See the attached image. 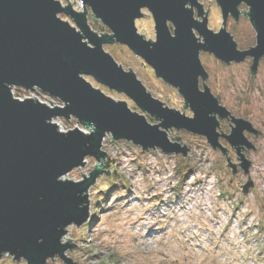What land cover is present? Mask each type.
<instances>
[{"label": "water", "instance_id": "obj_1", "mask_svg": "<svg viewBox=\"0 0 264 264\" xmlns=\"http://www.w3.org/2000/svg\"><path fill=\"white\" fill-rule=\"evenodd\" d=\"M76 1L81 3L77 10L68 0L65 5L59 0H0V256L7 253L15 260L24 259V264H44L55 255L75 264L64 253L76 244L61 239L68 225L87 221V190L98 175L110 173L101 164L107 155L101 149L106 134L142 151L159 148L184 157L187 146L175 134L170 139L168 129L202 135L223 155L227 149L218 138H225L236 149L244 173L250 160L240 148L255 150L244 133L256 134L257 129L219 104V95L204 83L208 74L199 52L211 53L226 64L250 57L253 76L259 59L264 61V0H214L222 19L217 32L207 27V10L198 0ZM240 3L248 7L241 12L256 39L241 50L226 30L229 16L239 19ZM88 9L109 33L98 34L87 24ZM142 9L154 22V40L136 30L134 21L142 18ZM111 43L125 45L152 68L154 76L176 88L183 97L182 108L190 109L191 115L152 97L130 67L125 70L104 50L102 45ZM84 76L125 95L141 112L132 110L125 99H112ZM15 87L37 88L62 104L19 99L13 96ZM146 114L156 122L147 120ZM71 116L87 131L59 130L52 121ZM222 118L231 121L229 133L218 131ZM86 157L98 162L87 176L63 178L72 168L83 166ZM227 160L235 174L237 164ZM246 181L239 184L243 194L253 186L249 176Z\"/></svg>", "mask_w": 264, "mask_h": 264}, {"label": "rangeland", "instance_id": "obj_2", "mask_svg": "<svg viewBox=\"0 0 264 264\" xmlns=\"http://www.w3.org/2000/svg\"><path fill=\"white\" fill-rule=\"evenodd\" d=\"M59 1L65 5L67 0ZM68 1L75 10L78 9L77 1ZM198 1L207 10V27L217 32L222 24L220 8L214 0ZM238 8L239 19L235 21L229 16L226 30L235 40L237 49L241 50L254 45L256 39L249 19L241 12V9L247 12L248 7L240 3ZM142 11V18L134 21L136 30L146 39L154 40V22L149 11ZM87 14V24L95 32L109 33L89 9ZM58 15L73 25L67 15ZM102 46L125 70L130 67L152 97L158 98L167 107L191 115L190 109L182 108L183 97L177 89L154 76L152 68L125 45L111 43ZM199 53L200 63L208 74L204 83L213 95H219V104L226 106L232 116L249 120L260 132L253 137L245 131L255 148H248V152L244 153L245 159L250 160L248 172L244 173L238 165L235 174L232 173L221 150L212 149L202 135L183 129H168V137L175 138V134L179 142L187 146L185 157L165 154L159 148L142 151L140 146L126 140L112 141L110 134H106L101 149L107 155L101 164L110 173L98 175L87 190V221L79 226L68 225L61 239L64 243L67 237L76 244L64 253L71 262L264 264V61L259 59L256 73L252 76L249 72L250 57L242 62L226 64L211 53ZM84 77L112 99H125L132 110L141 112L125 95L107 89L91 77ZM199 85L202 88L200 80ZM18 89L20 95H15L13 90L12 93L19 99L35 97L47 105L62 104L37 88L34 91ZM146 117L150 122H156L148 114ZM52 121L59 130L78 127L87 131L72 116L67 120L59 117ZM219 122L218 131L229 133L231 128L228 123L231 122L225 118ZM96 163L95 158L86 157L83 166L72 168L63 178L81 180L84 178L82 174L87 176ZM247 176L253 181V186L243 194L239 184H245ZM97 200L103 205L98 207ZM24 263V259L15 260L7 253L0 256V264ZM44 264L66 263L55 255Z\"/></svg>", "mask_w": 264, "mask_h": 264}, {"label": "flooded vegetation", "instance_id": "obj_3", "mask_svg": "<svg viewBox=\"0 0 264 264\" xmlns=\"http://www.w3.org/2000/svg\"><path fill=\"white\" fill-rule=\"evenodd\" d=\"M226 119V118H225ZM226 121H230V119H226ZM231 122V121H230ZM220 123V122H219ZM231 124H229V127H230ZM231 128V127H230ZM256 128V127H255ZM257 129V128H256ZM221 133H223L222 131H220ZM259 130L257 129V133L258 134ZM225 133V132H224ZM248 134H252L253 136L256 135V134H253V133H249L247 132ZM247 133H244V135L246 136V138H248L250 140V138L248 137L249 135H247ZM219 142L222 146H224L227 150H226V153L224 154L225 156V160L229 159L230 161L234 160L237 164V167H238V160H237V153H236V149H234L233 147H231L225 138H221L219 137ZM241 149V152L244 154L245 151H248L247 148L243 149V148H240ZM223 155V154H222ZM228 161V160H227ZM233 162V161H232Z\"/></svg>", "mask_w": 264, "mask_h": 264}, {"label": "trees", "instance_id": "obj_4", "mask_svg": "<svg viewBox=\"0 0 264 264\" xmlns=\"http://www.w3.org/2000/svg\"><path fill=\"white\" fill-rule=\"evenodd\" d=\"M100 29L103 30V26L100 25ZM19 92H20V89H18V88H15V89L13 90V93H14L15 95H17V96L20 95ZM149 119H150V118H149ZM96 205H97L98 207H100V206L103 205V203H102V201L100 202V201L97 200V201H96Z\"/></svg>", "mask_w": 264, "mask_h": 264}, {"label": "built area", "instance_id": "obj_5", "mask_svg": "<svg viewBox=\"0 0 264 264\" xmlns=\"http://www.w3.org/2000/svg\"><path fill=\"white\" fill-rule=\"evenodd\" d=\"M77 3H79V2H77ZM80 4H81V3H79V5H77L78 9H80V8H81V7H80Z\"/></svg>", "mask_w": 264, "mask_h": 264}, {"label": "bare ground", "instance_id": "obj_6", "mask_svg": "<svg viewBox=\"0 0 264 264\" xmlns=\"http://www.w3.org/2000/svg\"><path fill=\"white\" fill-rule=\"evenodd\" d=\"M14 89V88H13ZM13 89H11V90H13Z\"/></svg>", "mask_w": 264, "mask_h": 264}]
</instances>
